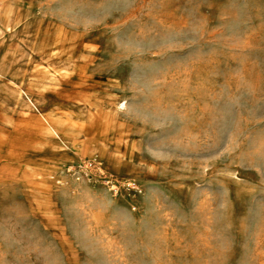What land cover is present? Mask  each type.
Instances as JSON below:
<instances>
[{"label":"rangeland","instance_id":"1","mask_svg":"<svg viewBox=\"0 0 264 264\" xmlns=\"http://www.w3.org/2000/svg\"><path fill=\"white\" fill-rule=\"evenodd\" d=\"M0 264H264V0H0Z\"/></svg>","mask_w":264,"mask_h":264},{"label":"bare ground","instance_id":"2","mask_svg":"<svg viewBox=\"0 0 264 264\" xmlns=\"http://www.w3.org/2000/svg\"><path fill=\"white\" fill-rule=\"evenodd\" d=\"M47 120H48V126L46 127V129L49 131H55V123L57 120H53L48 115H47Z\"/></svg>","mask_w":264,"mask_h":264}]
</instances>
